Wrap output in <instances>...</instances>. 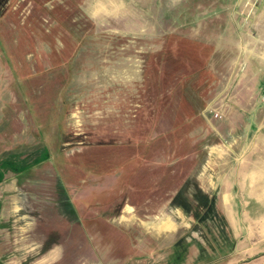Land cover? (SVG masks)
Returning <instances> with one entry per match:
<instances>
[{"label":"rangeland","instance_id":"obj_1","mask_svg":"<svg viewBox=\"0 0 264 264\" xmlns=\"http://www.w3.org/2000/svg\"><path fill=\"white\" fill-rule=\"evenodd\" d=\"M259 18L264 0H0V264L263 261Z\"/></svg>","mask_w":264,"mask_h":264},{"label":"crops","instance_id":"obj_2","mask_svg":"<svg viewBox=\"0 0 264 264\" xmlns=\"http://www.w3.org/2000/svg\"><path fill=\"white\" fill-rule=\"evenodd\" d=\"M232 26L233 25H231V27ZM257 26L262 36L261 38H257L255 40L254 42L255 44H254V47L251 49V52L253 55H255L254 57H257L260 61L264 62V18L258 19ZM1 44L2 43L0 42V47H1L0 52H2ZM243 50L250 51V49H248V45ZM3 69H4V60L0 58V121L4 119L6 114H8L7 102L9 104V100L11 98L14 100V98L17 97V94H18L17 90L13 88L12 86L13 80L12 82L9 81L10 84L9 83L8 85L5 84L4 77H3ZM229 127H230V130H237V129L241 130L242 129V127H239L236 124H232ZM223 142L227 143V141H225L224 138H223ZM13 184H10V186L12 190H15L17 188V185L16 184L13 185ZM13 199L14 198H12V200ZM12 210L14 211L13 207H12ZM252 264H264V260L262 261V260L257 259V260H254Z\"/></svg>","mask_w":264,"mask_h":264},{"label":"trees","instance_id":"obj_3","mask_svg":"<svg viewBox=\"0 0 264 264\" xmlns=\"http://www.w3.org/2000/svg\"><path fill=\"white\" fill-rule=\"evenodd\" d=\"M46 1H48V0H39V2H46ZM13 17V20L16 22V25L18 26L19 25V20L17 19V17L16 16H12ZM24 27V26H23ZM22 27V28H23ZM0 29H2V31H4L5 30V28L3 27V22L1 21L0 22ZM0 36H1V38H3V35L1 34V32H0ZM4 40V39H3ZM2 44H3V41L1 42ZM134 188V187H133ZM131 188V187H128V190L126 189V193L124 194V196L122 197V200L120 201V202H115V204H117L116 205V210H117V213H119V211H120V209L122 208V206H123V202L125 201V198L128 196V195H130L131 194V192H132V190L134 191V190H137V191H139V189L138 188ZM140 192V191H139Z\"/></svg>","mask_w":264,"mask_h":264},{"label":"built area","instance_id":"obj_4","mask_svg":"<svg viewBox=\"0 0 264 264\" xmlns=\"http://www.w3.org/2000/svg\"><path fill=\"white\" fill-rule=\"evenodd\" d=\"M262 104H264V95H263V99H262Z\"/></svg>","mask_w":264,"mask_h":264}]
</instances>
